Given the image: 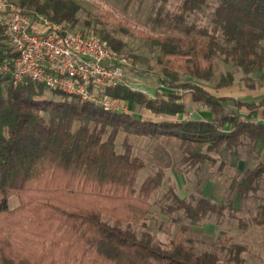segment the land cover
I'll list each match as a JSON object with an SVG mask.
<instances>
[{
  "label": "trees",
  "instance_id": "16d2710c",
  "mask_svg": "<svg viewBox=\"0 0 264 264\" xmlns=\"http://www.w3.org/2000/svg\"><path fill=\"white\" fill-rule=\"evenodd\" d=\"M211 1L218 3L213 26L188 22L190 14ZM16 5L55 23L85 26L83 31L93 24L91 18L81 20L82 7L76 0H21ZM160 11V20L166 23L170 18L172 28L183 36L150 35L124 23L110 30L93 29L119 54L125 55L128 43L118 35L142 37L158 52L155 63L164 88L155 98L122 86L107 87L104 92L137 103L161 119L106 112L61 91H54L60 100L40 99L46 88L31 79L14 86L11 69L1 71L6 62L12 68L16 54L0 26V264H254L244 257L247 248L231 239L221 242V257L214 251L198 252L186 238V230L168 244L148 230L137 231L136 226H145L151 216L163 173L148 176L136 188L145 161L134 152L130 137L177 139L183 147L182 162L197 170L214 167L219 161L215 154L236 153L245 146L255 150L261 143L260 162L238 171L231 186L244 200L262 189L264 122L255 121L253 115L264 99L251 104L217 96L204 84L216 78L218 59L242 71L250 89L256 85L255 74L264 78V0H182L173 13L165 7ZM95 18L99 25L115 23L111 13L107 21ZM128 57L135 64L151 63L144 57ZM135 72L134 68L131 74ZM234 81L232 73L221 74L215 88L229 87ZM187 91L191 104L211 109V119H171L188 114ZM228 101L236 109L227 108ZM121 132L127 137L119 152ZM221 164L223 168L227 162ZM169 195L162 212L170 217L182 214L192 225L221 217L238 219L246 227L239 217L246 212L250 223L264 226V203L254 212L237 208L231 199L218 202L202 194L189 199L180 195L175 184ZM13 196L20 205L12 209Z\"/></svg>",
  "mask_w": 264,
  "mask_h": 264
},
{
  "label": "rangeland",
  "instance_id": "374dc122",
  "mask_svg": "<svg viewBox=\"0 0 264 264\" xmlns=\"http://www.w3.org/2000/svg\"><path fill=\"white\" fill-rule=\"evenodd\" d=\"M21 0H12L13 3L19 4ZM82 7L79 16L84 22L87 19H93L90 30L107 29L110 30L118 23L127 24L138 31H144L150 35L171 34L183 36L182 32L175 30L171 26V19L166 23L160 20V9L165 7L167 11L173 13L182 0H169L163 3L161 0H76ZM216 1L188 16V22L194 23L200 27L213 26V18L217 6ZM111 13L115 17V23H107L99 25L95 16L105 17L108 20V14ZM166 18L165 14L162 15ZM104 19V20H105ZM85 26H76L74 29L83 30ZM95 28V29H93ZM128 43L124 49L126 56H140L150 60V65L139 62L134 63L131 57L135 74H130L145 84L151 95H155L157 91L163 90L158 75L159 67L155 63L158 52L151 50L145 40L139 36H123L118 35ZM150 66V67H149ZM216 78L205 87L217 96L230 95L239 100L246 102H254L258 96L253 97L251 94L257 90H250L243 81L244 74L235 66L225 63L222 59L216 60ZM232 73L235 81L232 86L216 89L221 74ZM260 76L259 73L254 77ZM191 80V79H190ZM19 86V85H18ZM40 99L60 100L54 92L47 90L39 97ZM185 102L189 105L188 114H180L177 118L183 119H206L213 113L207 107H199L197 104H191V93L185 92ZM227 108L236 109L233 101L224 103ZM128 113L138 119H161L163 116H155L152 112L139 104L128 102ZM207 108V110H206ZM264 108V107H263ZM244 113L246 109H243ZM208 112V113H207ZM256 120L264 119V111L255 114ZM226 129H229L227 127ZM127 135L121 132L117 138V149L122 151L123 143ZM130 142L134 146V152L145 161V168L140 172L136 182V188L140 189L144 180L155 173H163V181L160 189L156 192L153 199V208L151 216L147 220L145 226H136L137 231H150L153 236L164 244H168L183 231H187L186 238L194 248L199 251H214L224 256L221 249V242L231 239L233 242L245 246L247 251L244 253L245 259L249 263L264 264V226L258 227L250 223V215L246 212L239 214L240 218H244L247 226L242 227L238 219L212 217L201 225H192L190 221L182 214H174L172 217L164 214L161 207L170 199L169 190L171 185L175 184L180 189V195L192 199L199 195H205L214 201L225 202L228 199L233 200L237 208L247 207L254 212L257 206L264 203V183L262 189L249 199H243L240 194L234 192L231 186L232 178L238 171L242 172L246 168L255 167L261 160L260 149L255 150L245 146L240 147L236 153L223 151L215 154L218 163L212 166H202L199 170L188 169L187 165L182 162L183 147L179 140L174 138L161 139L153 141L145 137L132 135ZM222 161H226L227 165L221 168ZM10 207L16 208L20 205L19 198L13 196L9 201Z\"/></svg>",
  "mask_w": 264,
  "mask_h": 264
},
{
  "label": "built area",
  "instance_id": "2783aa9c",
  "mask_svg": "<svg viewBox=\"0 0 264 264\" xmlns=\"http://www.w3.org/2000/svg\"><path fill=\"white\" fill-rule=\"evenodd\" d=\"M0 26L16 54L12 68L6 62L1 71L11 69L14 86L31 79L106 112L128 113V101L105 93L107 87L122 86L156 97L131 77L132 59L115 52L95 30H76L43 14L23 12L12 0H0Z\"/></svg>",
  "mask_w": 264,
  "mask_h": 264
},
{
  "label": "crops",
  "instance_id": "0c3cea01",
  "mask_svg": "<svg viewBox=\"0 0 264 264\" xmlns=\"http://www.w3.org/2000/svg\"><path fill=\"white\" fill-rule=\"evenodd\" d=\"M255 78H257L256 80V85H255V87L253 88V89H250V90H254V92L257 90V92L256 93H253V94H251V96H253V97H256V96H258V99H256L254 102L252 101V102H248V103H251V104H253V103H258V102H260L261 100H263L264 99V78H260V76H258V77H255ZM245 84V83H244ZM232 86V85H231ZM230 87V86H229ZM247 87V86H246ZM248 88V87H247ZM223 96H230V95H223ZM231 97H233V96H231ZM242 101V100H241ZM244 102H246V101H244ZM131 103V102H130ZM133 104H136V103H133ZM225 105V104H224ZM199 107H204V106H199ZM264 105L257 111V112H259L260 110L261 111H264ZM230 109V108H229ZM206 110H207V108H206ZM244 111V110H243ZM256 112V113H257ZM208 113V112H207ZM248 113V111L246 110V112H245V114H247ZM256 113H254V115H253V119L255 120V121H257V122H264V119L263 120H256L255 119V114ZM180 114H178L177 116H175V117H172L171 119H174V120H179L177 117L179 116ZM213 116L212 115H210V116H208L206 119H211ZM198 120H200V119H198ZM227 127H229V125L227 126ZM259 149H260V153L262 152V149H263V144H259L258 146H257Z\"/></svg>",
  "mask_w": 264,
  "mask_h": 264
}]
</instances>
